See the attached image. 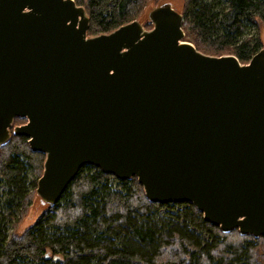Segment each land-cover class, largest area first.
<instances>
[{"label": "water", "instance_id": "95a60500", "mask_svg": "<svg viewBox=\"0 0 264 264\" xmlns=\"http://www.w3.org/2000/svg\"><path fill=\"white\" fill-rule=\"evenodd\" d=\"M148 17L151 30L135 20L91 37L75 0H0V148L21 136L46 156V206L90 165L264 237V49L248 64L206 55L171 3Z\"/></svg>", "mask_w": 264, "mask_h": 264}, {"label": "trees", "instance_id": "16d2710c", "mask_svg": "<svg viewBox=\"0 0 264 264\" xmlns=\"http://www.w3.org/2000/svg\"><path fill=\"white\" fill-rule=\"evenodd\" d=\"M157 1L75 0L88 14L91 37L140 20ZM181 13L185 40L203 54L248 64L261 50L250 32L264 26V0H183ZM25 123L17 118L14 126ZM45 160L26 137L12 135L0 148V264H264V237L224 233L193 204L152 203L137 178L119 180L90 165L35 228L9 234L28 215Z\"/></svg>", "mask_w": 264, "mask_h": 264}, {"label": "rangeland", "instance_id": "374dc122", "mask_svg": "<svg viewBox=\"0 0 264 264\" xmlns=\"http://www.w3.org/2000/svg\"><path fill=\"white\" fill-rule=\"evenodd\" d=\"M165 2H169L171 3L175 9H177L179 12H182V7H183V0H160L157 2H151L145 9L144 14L142 15V17H140V22L143 24V26L145 27L146 30H151L153 28V25L151 24V22L149 21V17L148 14L149 12L155 7L158 6L162 3ZM147 24H151L152 27H148ZM251 34L255 35V36H259L262 42V46L261 49H264V26L258 25L257 27H254L251 32ZM36 177L33 174H30V179L34 180ZM5 189V187H1V192ZM4 198H2L3 201ZM1 207V205H0ZM48 206H46L45 204H43L40 200V198L37 196H35L33 202H32V206L28 212V215L24 218V220L21 222V224L18 226V228L16 230L13 231L12 226H9V234H11L12 232L14 234H23L27 229H29L30 227L35 228L37 226V224L39 223L38 220L41 217V215L47 210ZM174 211H171L170 214H173ZM11 212H5L6 215H9ZM13 213H15V217L13 218V221H15L16 217L19 216L18 212L13 211ZM161 215L167 216V210L163 209L161 212ZM5 215V216H6ZM12 221V222H13Z\"/></svg>", "mask_w": 264, "mask_h": 264}]
</instances>
